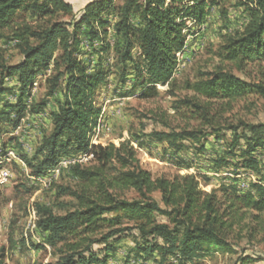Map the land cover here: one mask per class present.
Wrapping results in <instances>:
<instances>
[{
    "label": "trees",
    "instance_id": "trees-1",
    "mask_svg": "<svg viewBox=\"0 0 264 264\" xmlns=\"http://www.w3.org/2000/svg\"><path fill=\"white\" fill-rule=\"evenodd\" d=\"M114 1L92 0L74 11L65 0H0V37L4 29L14 31L22 52L18 62L1 66L0 142L2 135L18 127L27 113L30 117L43 111L48 98L57 92L62 97L49 115L51 130L42 137L33 157L18 155L30 168L31 176L45 174L69 149L81 151L89 146V137L100 114L95 103L96 91L108 81L110 69L102 55L92 69L78 59L82 38L90 47L97 41L99 48L93 49L99 54L112 49L121 70L120 81L139 89V96L151 97L156 95L157 85H172L176 53L185 45L189 23L203 24L208 9L226 0H124L118 8ZM239 5L247 13V23L241 31L227 37L216 54L238 64L264 63V0H243ZM111 14L116 18L113 23L109 19ZM65 15L70 17L65 19ZM27 17L35 23L28 22ZM16 20L21 22L16 25L17 31ZM109 27L114 33L112 43L108 39ZM44 71H50L46 98L39 102L31 99L29 104L35 78ZM5 78H15V83L6 85ZM190 88L206 99H233L248 93L264 96L263 83H248L223 71L210 74ZM8 95H13L14 100H8ZM187 103L197 107L192 101ZM230 130L231 139L224 150L212 154L203 143L210 133H151L152 140L166 141L174 154L184 150L182 141L191 140L199 145L195 155L210 152L208 163L212 167L209 168L233 167V176H225L209 192L203 190L208 176L199 173L198 170L204 169L194 167L196 163L192 160L177 157L176 164L196 172L153 179L138 165L130 141L93 145V165H76L70 171L74 179L85 185L79 191L68 187L58 191V196H74L79 206L65 215H55L51 209L39 207L37 224L47 233L46 240L52 245L64 242L68 235L85 236L106 225L109 229L97 241L80 237L75 243H64L68 253L58 263L99 262L92 254L86 257L81 246L86 244L87 250L89 243L117 241L125 236L133 239L136 255L144 260L157 253L158 264H164L167 258L187 264L211 249L231 250L230 233L248 218L258 220V214L264 212V123H241ZM213 138L219 140L218 135ZM1 147L0 155L5 152V144ZM241 171L255 176L248 190L240 188ZM125 188L137 191L140 199L120 198L118 192ZM153 192L160 193L164 208L150 197ZM2 198L0 188V206ZM116 212L137 221L131 226L112 228L113 221L106 215ZM158 216L166 217L169 222H157L154 219ZM114 250L111 244L105 247L101 264H105ZM250 260L251 257H241L237 264H247ZM0 264H6L1 245Z\"/></svg>",
    "mask_w": 264,
    "mask_h": 264
},
{
    "label": "rangeland",
    "instance_id": "rangeland-1",
    "mask_svg": "<svg viewBox=\"0 0 264 264\" xmlns=\"http://www.w3.org/2000/svg\"><path fill=\"white\" fill-rule=\"evenodd\" d=\"M124 0H115V7H119ZM243 0H226L219 6L210 7L206 21L201 25L189 23V32L182 51L176 53L177 65L171 76V86H156V95L151 97L139 96V89H134L129 83L120 81L121 70L116 63L112 49L101 54L93 48H99L96 41L90 47L86 39L82 38L78 59L86 64L89 69L95 65L99 55L105 59L110 74L108 81L96 91V105L100 108V114L93 132L89 137V146L86 150L69 151L60 157L58 163L42 176H31L30 168L21 158L24 155L31 159L39 147L42 137L51 130L50 113L56 110L61 93L57 92L48 98V104L43 111H39L21 121L15 129L2 135L0 148L3 144L4 153L0 155V167L9 169L7 182L1 183L2 204L0 206V245L4 248L6 264H59L62 255L68 253L63 248L64 243L72 244L79 241L80 237H87L91 241L99 240L108 231V227H101L96 232L83 236L68 235L65 241H57L54 245L46 240L47 233L38 227L39 207H46L55 215H65L75 210L79 203L74 196L62 194L59 188L68 187L71 191H79L85 183L78 182L71 174V167L93 165L91 148L97 143L104 144L108 141L119 143L122 140L130 141L136 151L138 165L150 173L151 178H172L184 173L196 172L195 169L186 170L176 164L177 157L192 160L194 167L203 168L202 175H207L208 180L203 182V190L206 192L216 189L225 176H233V167L227 169L209 168L210 152L195 155L198 143L184 140L181 143L184 150L174 154L168 143L152 140L153 132H181L203 131L212 134L204 140L206 147L213 152L220 153L231 139V128L240 126L241 123H264V96L256 93H248L233 99H206L198 95L190 85L207 78L217 71L228 72L248 83H263L264 63H245L227 61L217 56L216 52L225 42L226 38L241 31L247 23V13L239 3ZM70 15H65L68 19ZM34 24L35 21L26 18ZM111 23L115 22V14L109 17ZM14 26L21 24L16 20ZM186 31V30H185ZM14 31L2 30L0 37V72L2 65H12L22 57V52ZM112 27L108 29V39L112 43ZM51 67V66H50ZM50 71L38 73L31 89V99L41 101L46 98L48 89L47 77ZM15 78H5L6 85H13ZM8 100L13 101L14 96L8 95ZM192 101L197 107L187 103ZM186 102V103H184ZM219 136V140L213 138ZM13 138V139H12ZM12 151L14 154H9ZM1 152V149H0ZM64 158H77L76 160H64ZM237 162V159L234 158ZM58 172L55 173V170ZM240 188L249 189V183L254 175L240 172ZM31 177L45 179L41 184L33 181ZM122 199L128 201L139 200L137 191L125 188L118 192ZM150 197L164 208L159 192H153ZM113 221L114 227L131 226L137 219L131 218L123 212L106 215ZM258 220L248 218L240 226H237L229 235L228 243L231 250L223 251L211 249L207 253L195 258L187 264H237L241 257H251L247 264H264V212L258 214ZM154 220L168 223V219L158 216ZM263 223V225H262ZM80 231V230H79ZM86 249L87 257L94 255L101 264L105 255V247L114 246L106 258L105 264H158L159 255L153 253L148 259L136 255L133 239L125 236L117 241L109 239L108 242H92ZM101 261V262H100ZM164 264H177L176 260L167 258Z\"/></svg>",
    "mask_w": 264,
    "mask_h": 264
},
{
    "label": "built area",
    "instance_id": "built-area-1",
    "mask_svg": "<svg viewBox=\"0 0 264 264\" xmlns=\"http://www.w3.org/2000/svg\"><path fill=\"white\" fill-rule=\"evenodd\" d=\"M8 152H9V154H13L12 151H8ZM76 159L77 158H73V159L64 158V160H76ZM57 172H58V169L55 170V173H57ZM7 175H11L9 169L4 167V166L2 168H0V179H2L3 183L7 182ZM31 178H32L33 181L37 182L38 184H41V183H43L45 181V179H38L36 177H31Z\"/></svg>",
    "mask_w": 264,
    "mask_h": 264
},
{
    "label": "crops",
    "instance_id": "crops-1",
    "mask_svg": "<svg viewBox=\"0 0 264 264\" xmlns=\"http://www.w3.org/2000/svg\"><path fill=\"white\" fill-rule=\"evenodd\" d=\"M65 1L72 5L74 11H79L84 7L86 3L92 0H65Z\"/></svg>",
    "mask_w": 264,
    "mask_h": 264
},
{
    "label": "bare ground",
    "instance_id": "bare-ground-1",
    "mask_svg": "<svg viewBox=\"0 0 264 264\" xmlns=\"http://www.w3.org/2000/svg\"><path fill=\"white\" fill-rule=\"evenodd\" d=\"M0 168H2V167H0ZM7 178H8V175H7ZM1 183H3V182H2V179H0V184H1Z\"/></svg>",
    "mask_w": 264,
    "mask_h": 264
}]
</instances>
